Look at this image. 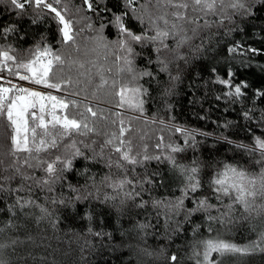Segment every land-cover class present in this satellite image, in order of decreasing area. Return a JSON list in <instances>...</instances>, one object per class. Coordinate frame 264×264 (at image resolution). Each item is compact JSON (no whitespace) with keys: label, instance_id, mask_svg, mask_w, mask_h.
Segmentation results:
<instances>
[{"label":"trees","instance_id":"obj_1","mask_svg":"<svg viewBox=\"0 0 264 264\" xmlns=\"http://www.w3.org/2000/svg\"><path fill=\"white\" fill-rule=\"evenodd\" d=\"M91 2L97 11H88L82 0H62L61 5H53L59 10L67 5L68 12L62 13L73 21L76 44L62 45L54 14L43 10L41 18L34 24L33 8L26 7L23 14L18 15L19 10L8 0H0V29L6 26L16 29L6 38L0 35V50L9 51L11 46L14 50L9 54L16 57L15 61H8L0 73L14 75L15 65L32 59L27 50L40 41L41 35L45 36L52 51L65 61L63 65L55 64L50 73V82L61 84L54 94L66 102L76 101V106L70 104L68 109L62 110L63 115L81 119L80 113H84L89 126L96 128L94 133L72 137L85 156L96 158L77 157L71 171L64 172L63 178L52 184L49 191L47 186L35 183L46 178L43 169L23 164L25 159H30L27 153L11 154L12 131L6 114L0 115V184L5 189L0 192V228L5 229L0 234V243L7 245L0 249V258L6 264H197L195 252L203 259L201 242L218 238L241 248L255 242L257 248L247 253L220 255L213 252L210 256L213 264H264V251L261 250L264 248V214L253 212L249 215L241 206H234L233 223L212 222L211 232L207 213L197 212L186 219L185 211L193 208L194 202L185 198L183 208L173 211L169 202L175 203L182 197L184 180L167 159L172 155L183 165H191L193 161L200 163L199 178L203 186L195 194L197 197L211 196L208 181L223 163H239L250 171H259V166L252 165L248 156L219 137L224 135L233 141L251 143L252 133L248 132L251 128L255 135L264 138V123L260 121L264 99L254 95L257 89L264 91V0H247V4L254 6L251 15L243 9L237 14L229 10L224 15H230V20L218 10L217 14L194 11L191 0H187V10L174 9L164 2L157 7L153 0L148 6L149 12L153 16L167 14L170 22L177 23L179 35L189 38L181 49V56L187 62L174 59L170 52L161 53V58L169 61L171 75L179 76V79L173 82L172 94L164 101L161 100V89L170 86L168 73L158 74L159 86L156 81L148 83L146 77L141 79L139 83L149 91L148 96L142 97L145 100L143 113L127 106L117 107L119 97L116 93L128 80L127 74L119 71L124 67L123 61L117 60V56L124 53L118 45L111 43L107 48L98 47L96 40L101 34L98 31L100 25H108L112 20L111 13L102 11L105 4L117 14L122 11V5L118 0ZM143 3L145 0H139L135 6ZM173 11L185 12L187 18L177 21L171 15ZM145 22L144 26L140 25L131 14L124 20L136 34L147 25V16ZM115 33L116 29L110 25L102 30L106 42L116 40ZM152 34L150 31L149 35ZM165 43L174 46L171 37ZM133 47L141 53L135 57L137 69L147 66L155 70L158 67L147 65L143 58L156 59L152 50L154 45L144 49L135 44ZM230 48L235 51L230 52ZM81 63L83 68L79 67ZM19 71L26 73L24 69ZM229 72L233 73V84L241 81L248 84L246 97L237 98L235 103L224 95L228 87L218 82V78L228 79ZM101 78L107 81L102 87ZM69 79L72 83H63ZM113 81H116L115 85ZM86 107L96 111L97 116L93 118L90 113H85ZM249 109H255L250 121L242 115ZM120 120L124 121V128L130 129L122 137L126 142L131 141L125 143V150L131 148V155L138 159L145 155L160 157L159 160L144 161L142 165H127L129 169L135 167L134 173H127L129 179L134 178L135 189L125 185L121 190H114L102 182L106 175H111L113 180L123 178L115 163L108 167L109 158L115 162L121 155L113 151L114 147L120 146ZM226 123L230 124L227 128L223 127ZM177 127L185 131L177 132ZM186 138L188 144H185ZM109 139L113 140V145L105 143ZM70 142L65 139L59 148L40 153L41 158L51 162L57 155L69 157L70 151L64 145ZM177 146L184 151L172 153L171 148ZM16 168L34 179L22 181L15 175ZM14 175L15 179H3ZM148 180L151 183L145 182L142 186L137 183ZM21 183L30 185L31 192H17ZM135 191H139L140 196L126 198L125 193L134 194ZM18 197L34 200L37 206H28L23 211L13 208ZM52 200H64L65 204H54ZM156 201L162 203L154 206ZM142 202L147 203L139 207ZM209 202L220 206L214 198ZM223 202L230 203L227 198ZM261 203L264 201H256V204ZM41 207L46 208L48 214L42 213ZM210 212L212 216L218 215L215 208ZM13 239L17 241L15 245L11 244ZM173 255L177 257L175 262L170 259Z\"/></svg>","mask_w":264,"mask_h":264},{"label":"snow or ice","instance_id":"obj_2","mask_svg":"<svg viewBox=\"0 0 264 264\" xmlns=\"http://www.w3.org/2000/svg\"><path fill=\"white\" fill-rule=\"evenodd\" d=\"M10 5L19 10V14H23L26 7H31L34 10V18L32 23H36L43 13V10H48L49 14H54L53 19L57 22L58 32L60 34V41L62 45L69 43L75 45V33L73 31V21L66 19L63 13L68 12L67 5H64L61 10L53 5H61L62 0H8ZM162 2L171 5L174 9H185L189 8L187 0L184 2H175V0H155V5L158 7ZM195 6L194 11H203L205 14L212 13L217 14V10L221 15H224L229 10L233 14L239 13L241 9L248 15L252 14V5L247 4V0H191ZM83 5L86 6L88 11H97L94 8L91 0H82ZM100 3V0H97ZM139 0H118V4L122 5V11L117 14L112 12L110 8L105 4L102 11L109 12L112 15V20L109 24H101L98 31L100 35L96 37L99 42L98 47H108V43L118 45L120 52L124 55L117 56L118 61H123L124 67L120 68L121 73H126L128 80L127 83L120 86L119 91L116 95L119 97V103L117 107L124 108L127 106L130 109L143 113L145 100L142 97L149 95V91L139 81L143 78H148V83L156 81L159 86L161 82L158 79L159 73H168L169 75V87L161 89V100L164 101L166 97L172 94L173 82L179 79V76H172L169 71V61L161 58L162 52H170L174 59H183L187 62L186 58L181 56V49L188 43V37L180 36L178 31L177 23H172L167 18V14L153 16L149 12V4L153 3V0H145V3L140 4L136 7ZM264 6V5H262ZM79 11V9H77ZM131 14L132 19L137 21L140 25H145V16H147V25L143 27L141 33L136 34L130 28H128L124 20ZM171 15L177 20H185L186 13L181 11H173ZM225 19H231L230 15H224ZM223 21H221L222 23ZM161 24L163 27H161ZM112 26L116 29V40L106 42V37L103 36L102 30L107 26ZM92 27L91 24L88 25ZM16 29L14 26H6L0 29V35L5 38L9 33L14 32ZM154 34L149 35V32ZM172 38L174 46L170 47L166 40ZM46 37L41 35L40 41L27 51L32 55V59L27 62L21 61L15 65L17 71L13 74L19 76L20 80L31 81L35 84L44 85L47 88L60 89V83L50 82V73L52 72L55 64H64V58L61 55L56 54L52 51L51 45H48ZM139 45L141 49L147 48L149 45H154L153 51L156 53V59L153 60L150 56L143 57L146 60L147 65H157L158 67L154 70L150 67H143L137 69L135 67V57L141 56V53L136 52L133 45ZM41 45H43L41 47ZM2 48V46H0ZM14 49L9 46V51ZM77 50L78 47H77ZM9 51L0 50V70L6 67L8 61H15L16 57L9 54ZM230 52L235 51L234 48L229 49ZM252 52H256V49H251ZM46 60V62H45ZM70 64L76 63L75 61H69ZM80 68L84 67V64L79 65ZM19 69H24L27 73L21 75ZM11 73L12 69H8ZM111 71V69H109ZM215 71V70H213ZM84 75V73H81ZM233 73H228V79H219L218 82L228 87V91L224 93L225 97L230 98L232 103L237 101V98L246 97V89L248 84L246 81L240 83H232ZM3 79V77H0ZM63 83H72L71 79L63 81ZM107 84V81L101 78V87ZM116 84V81H113ZM131 85V86H130ZM17 93L16 95H9L10 93ZM254 95L257 98L264 99V91L256 90ZM219 99V97H217ZM47 102V103H46ZM76 106V101L66 102L64 99H60L57 96L51 94H45L39 91H34L30 88L18 87L12 85L11 87L0 86V115H5L11 128L12 134L11 140V154L24 152L27 153L30 159H25L23 164L29 168H42L46 174V178L36 180L35 183L41 187L47 186L48 190L51 191V185L63 178V173L71 171L73 167V161L77 157H83L87 159H95L96 157H87L84 152L77 146V141L72 139L76 135H88L89 133L96 132L95 127H90L87 116L84 113H80L81 119L69 118L67 114L58 115L57 110L68 109L69 105ZM85 113H90L93 118L97 116V112L93 111L91 107L85 108ZM255 109H249L242 113L245 120H251V113ZM46 117H49L46 119ZM260 121L264 123V110L261 111ZM115 123V121H114ZM120 138L118 147H114L113 151L120 153V158L113 162L111 158L108 160V167L111 168L113 163L117 169H120L123 173V178L113 180L111 175L103 177V181L108 183L114 190H121L125 185H130L135 189L136 185L133 183V179H129L127 173L129 171L135 172V167L129 169L127 165H142L144 161L149 159H157L160 157H149L145 155L142 159H138L136 156L131 155V148L124 149L125 143L130 144L131 141H125L122 139L124 133L130 129L123 127L124 121L120 120ZM230 124L226 123L223 127L227 128ZM177 132L183 133L185 129L177 127ZM249 133H252V142L244 143L243 141H233L229 137L222 135L219 139L229 145L234 146L238 151L243 152L251 160L252 165L259 166V171H250L243 167L239 163H223L221 167L217 168L208 181V186L211 189V196H200L197 197L195 194L202 188V183L199 178L201 172V166L198 161H193L191 165L180 164L175 156L170 155L167 159L171 162L173 170L179 172L184 180V188L182 189V197L177 198L175 203H171L173 211H177L183 208L184 199H192L194 207L185 211V218L187 219L191 215L197 212L207 213V220L209 221V231L212 229V222L219 223L221 225H227L233 223L232 212L234 206H241L245 213L251 214L256 212L257 215L264 214V203L256 204L259 199L264 201V138L257 136L253 133L252 129H248ZM203 134V133H202ZM210 135V134H203ZM65 139H69L71 142L65 144L66 150L70 151V156L62 158L57 155L54 160L49 162L46 159H42L40 153L47 152L50 149H57L61 146ZM163 138L161 137V140ZM107 145H113V140L109 139L105 142ZM188 138L185 139V144H188ZM85 147H89L85 145ZM159 147V145H157ZM172 153H180L184 151L183 148L177 146L171 148ZM258 157V159L256 158ZM35 161V163H31ZM2 163V161H0ZM57 165H60L58 168ZM15 175H19L22 181L34 179L31 176H25L21 173L19 168L15 169ZM14 176L3 177L4 180L15 179ZM151 183L148 181H137L142 186L143 183ZM71 187V185H70ZM4 187L0 184V192L4 191ZM31 192L32 188L30 185L21 183L20 187L16 189L19 191ZM75 191V189H73ZM189 193L193 194L189 196ZM127 199H134L140 196L139 191L125 193ZM115 197H113L114 199ZM215 199L217 205L211 204L209 201ZM224 198H227L230 203L224 204ZM52 203L65 204L64 200H52ZM123 204L124 201L122 200ZM147 202H142L139 207H143ZM160 201L154 202V206H158ZM28 206H37L35 201L26 199L24 197H18L15 201L13 208H18L23 211ZM215 208L218 215L212 216L210 210ZM41 212L48 214L46 208L41 207ZM247 218V217H245ZM143 227V226H141ZM5 232L4 228H0V234ZM96 235H102L96 233ZM264 242V238H262ZM17 241L11 240V244L15 245ZM204 247L203 259H199L200 253L195 252L194 255L197 257V264H213L210 256L213 252L220 255L226 253H247L248 251H255L257 245L255 242L250 246L243 248L225 242L222 239H208L201 242ZM7 247V245L0 243V249ZM264 251V248L261 249ZM170 259L175 262L177 257L171 256ZM0 264H6V261L0 258Z\"/></svg>","mask_w":264,"mask_h":264},{"label":"rangeland","instance_id":"obj_3","mask_svg":"<svg viewBox=\"0 0 264 264\" xmlns=\"http://www.w3.org/2000/svg\"><path fill=\"white\" fill-rule=\"evenodd\" d=\"M62 8H60L61 10ZM59 10V9H58ZM63 14V13H62ZM46 62V60H45ZM25 74H29V73H22L21 75H25ZM5 75V74H3ZM6 76V79L4 81H0V86H3V87H11L12 85H17L18 87H24V88H30L34 91H39V92H42V93H45L46 95L47 94H51V95H54V92H57L55 89H52V88H47L45 87L44 85H41V84H35V83H32L31 81H24V80H20L19 79V76L17 75H5ZM17 93L13 92V93H10L9 95H16ZM47 103V102H46ZM57 114L58 115H63V112L62 110H57ZM49 117H46V119H48Z\"/></svg>","mask_w":264,"mask_h":264},{"label":"built area","instance_id":"obj_4","mask_svg":"<svg viewBox=\"0 0 264 264\" xmlns=\"http://www.w3.org/2000/svg\"><path fill=\"white\" fill-rule=\"evenodd\" d=\"M0 77H3V79H0V81H4L6 79V76L0 73Z\"/></svg>","mask_w":264,"mask_h":264}]
</instances>
